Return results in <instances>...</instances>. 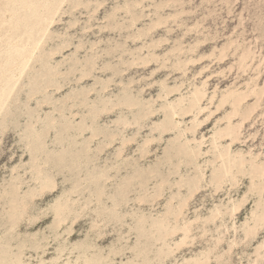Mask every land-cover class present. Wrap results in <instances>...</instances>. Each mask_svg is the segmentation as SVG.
I'll return each mask as SVG.
<instances>
[{
    "label": "rangeland",
    "instance_id": "obj_1",
    "mask_svg": "<svg viewBox=\"0 0 264 264\" xmlns=\"http://www.w3.org/2000/svg\"><path fill=\"white\" fill-rule=\"evenodd\" d=\"M0 264H264V0H0Z\"/></svg>",
    "mask_w": 264,
    "mask_h": 264
},
{
    "label": "bare ground",
    "instance_id": "obj_2",
    "mask_svg": "<svg viewBox=\"0 0 264 264\" xmlns=\"http://www.w3.org/2000/svg\"><path fill=\"white\" fill-rule=\"evenodd\" d=\"M27 58V57H26ZM196 99H199V96H197V98ZM173 114H176V112L174 111V113ZM230 128H231V126H230Z\"/></svg>",
    "mask_w": 264,
    "mask_h": 264
}]
</instances>
